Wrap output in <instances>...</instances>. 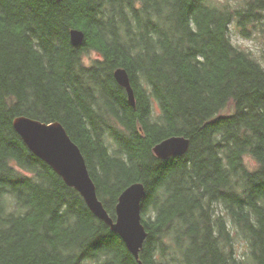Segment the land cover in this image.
<instances>
[{"label": "trees", "instance_id": "1", "mask_svg": "<svg viewBox=\"0 0 264 264\" xmlns=\"http://www.w3.org/2000/svg\"><path fill=\"white\" fill-rule=\"evenodd\" d=\"M20 115L63 124L113 218L144 183V264H264V0H0V264H139L29 149ZM173 135L188 151L158 158Z\"/></svg>", "mask_w": 264, "mask_h": 264}, {"label": "water", "instance_id": "2", "mask_svg": "<svg viewBox=\"0 0 264 264\" xmlns=\"http://www.w3.org/2000/svg\"><path fill=\"white\" fill-rule=\"evenodd\" d=\"M70 38L72 44L78 46L83 43L85 33L73 28ZM114 77L125 88L132 106H136L135 91L128 71L118 67L114 71ZM13 125L29 149L53 168L68 186L76 189L93 214L118 233L138 263L144 264L140 259V251L148 236L142 217V201L146 192L144 183L134 182L121 192L113 218L98 196L97 186L84 154L61 122H45L20 115L14 118ZM189 146V138L173 135L158 142L153 151L158 158L168 159L186 154Z\"/></svg>", "mask_w": 264, "mask_h": 264}, {"label": "rangeland", "instance_id": "3", "mask_svg": "<svg viewBox=\"0 0 264 264\" xmlns=\"http://www.w3.org/2000/svg\"><path fill=\"white\" fill-rule=\"evenodd\" d=\"M223 1H226V0H223ZM228 1L232 2V4H237L241 0H228ZM231 33H232L233 40L237 44L241 45L244 48L253 50L256 53L255 54L256 56H258V57L260 56V51H261L262 45L260 44L259 41L243 37L241 34H239V32L237 31L234 24L231 25ZM91 55L94 56V53H92ZM249 161L252 165H254L255 161L253 159H249ZM239 238L240 237H237V248L239 249L238 250L239 253L242 254L243 251L245 250V242Z\"/></svg>", "mask_w": 264, "mask_h": 264}]
</instances>
